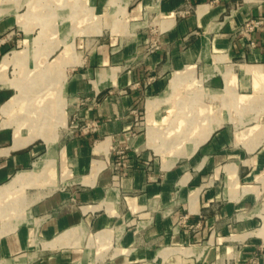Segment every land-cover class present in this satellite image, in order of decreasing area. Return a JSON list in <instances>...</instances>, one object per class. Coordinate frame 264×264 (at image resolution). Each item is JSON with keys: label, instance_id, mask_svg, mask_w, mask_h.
Masks as SVG:
<instances>
[{"label": "crops", "instance_id": "obj_1", "mask_svg": "<svg viewBox=\"0 0 264 264\" xmlns=\"http://www.w3.org/2000/svg\"><path fill=\"white\" fill-rule=\"evenodd\" d=\"M255 18L264 0H0V264H264Z\"/></svg>", "mask_w": 264, "mask_h": 264}, {"label": "built area", "instance_id": "obj_2", "mask_svg": "<svg viewBox=\"0 0 264 264\" xmlns=\"http://www.w3.org/2000/svg\"><path fill=\"white\" fill-rule=\"evenodd\" d=\"M211 1H216V0H211ZM264 23L263 19L260 18H255L247 22L242 28H241V33L246 34V33H251L256 27L261 26ZM253 44V42L251 43ZM160 49V45L155 41L151 45V50H158ZM90 101L89 98L83 99L80 104H84L86 102ZM93 105H97L98 101L93 100L91 101ZM99 125L96 121H90V120H85L81 122L77 127H68L67 131L71 135L75 136H81V135H86L92 132L97 131ZM126 148L123 147H117L114 149V153L116 154L117 161H116V166H122V159L125 154ZM255 262V261H254Z\"/></svg>", "mask_w": 264, "mask_h": 264}, {"label": "rangeland", "instance_id": "obj_3", "mask_svg": "<svg viewBox=\"0 0 264 264\" xmlns=\"http://www.w3.org/2000/svg\"><path fill=\"white\" fill-rule=\"evenodd\" d=\"M58 60V57H57V55H56V61ZM53 61V60H52ZM53 63V62H52ZM38 65V64H37ZM40 65V64H39ZM48 69V68H51V69H55V70H57L58 72H59V68H58V66L55 64V63H53V64H51V65H49V64H47V65H41L40 66V69H41V71L42 72H44L45 71V69ZM36 68H34V70H35ZM58 72H55L53 75H51V74H48V75H50V76H58ZM43 76V75H42ZM36 82H33V81H31V82H27V84H31V85H33V84H37V82H39V81H37V80H35ZM41 82H42V80H41ZM40 83V82H39ZM29 96H28V98H30V97H32V93H29L28 94ZM40 97H42V95H40L38 98H40ZM27 98V99H28ZM38 98H36V99H38ZM26 99V101H24V104L22 105V106H24L25 104H26V102L28 101ZM31 99V98H30ZM19 114H21L20 116H25L26 115V117H28L29 115H30V113H28V111L26 110V108H21L20 110H19ZM23 191L22 192H20L19 193V196L20 197H23ZM21 211L20 212H23V208L25 207V204H24V201L22 202L21 201Z\"/></svg>", "mask_w": 264, "mask_h": 264}, {"label": "bare ground", "instance_id": "obj_4", "mask_svg": "<svg viewBox=\"0 0 264 264\" xmlns=\"http://www.w3.org/2000/svg\"><path fill=\"white\" fill-rule=\"evenodd\" d=\"M36 67H37V65H36ZM35 72H42L40 69L39 70H36ZM50 72H51V74L54 72H56V70L55 69H50ZM39 76V75H38ZM180 76V75H179ZM26 176H28L27 174H24V175H20V176H18L17 178H16V180H15V183H17V182H21V181H23V180H25L26 179ZM14 184V183H13ZM10 192V191H9Z\"/></svg>", "mask_w": 264, "mask_h": 264}]
</instances>
